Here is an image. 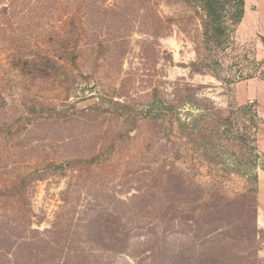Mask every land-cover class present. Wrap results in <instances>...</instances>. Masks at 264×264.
<instances>
[{
  "label": "rangeland",
  "instance_id": "374dc122",
  "mask_svg": "<svg viewBox=\"0 0 264 264\" xmlns=\"http://www.w3.org/2000/svg\"><path fill=\"white\" fill-rule=\"evenodd\" d=\"M254 1L0 0V264H264Z\"/></svg>",
  "mask_w": 264,
  "mask_h": 264
},
{
  "label": "crops",
  "instance_id": "0c3cea01",
  "mask_svg": "<svg viewBox=\"0 0 264 264\" xmlns=\"http://www.w3.org/2000/svg\"><path fill=\"white\" fill-rule=\"evenodd\" d=\"M261 1V0H257ZM254 0H245L244 15L247 17L250 14L251 6L254 4ZM244 16V17H245ZM234 97L239 104L247 103L253 98H257L260 107L264 112V81L259 82L255 79H247L234 84ZM261 146V145H260ZM264 151V142L262 145Z\"/></svg>",
  "mask_w": 264,
  "mask_h": 264
},
{
  "label": "trees",
  "instance_id": "16d2710c",
  "mask_svg": "<svg viewBox=\"0 0 264 264\" xmlns=\"http://www.w3.org/2000/svg\"><path fill=\"white\" fill-rule=\"evenodd\" d=\"M203 4V7L206 11V14L211 19H208V25L215 27L216 31H219L220 33H223L226 30V26H224V23L219 22L218 20L214 19V16H217L218 11L225 12L229 6H236L238 8L236 12V18L239 20L242 15L244 14V6H245V0H200ZM258 113L255 112L253 116L254 123L257 124V115ZM255 129L257 126H254Z\"/></svg>",
  "mask_w": 264,
  "mask_h": 264
}]
</instances>
